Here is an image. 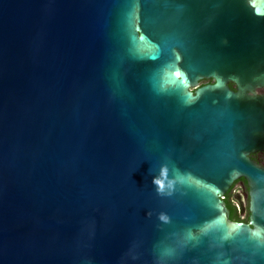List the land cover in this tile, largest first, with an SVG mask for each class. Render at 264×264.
Segmentation results:
<instances>
[{
	"label": "water",
	"instance_id": "water-1",
	"mask_svg": "<svg viewBox=\"0 0 264 264\" xmlns=\"http://www.w3.org/2000/svg\"><path fill=\"white\" fill-rule=\"evenodd\" d=\"M261 85L264 0H0V264H264Z\"/></svg>",
	"mask_w": 264,
	"mask_h": 264
},
{
	"label": "flooded vegetation",
	"instance_id": "flooded-vegetation-1",
	"mask_svg": "<svg viewBox=\"0 0 264 264\" xmlns=\"http://www.w3.org/2000/svg\"><path fill=\"white\" fill-rule=\"evenodd\" d=\"M213 79H203L202 85L213 83ZM232 90L238 85L229 82ZM244 111L248 118L249 134L241 154L250 163L264 167V85L244 91ZM221 199L229 210V217L237 222H251V194L247 179L241 176L235 179L223 192Z\"/></svg>",
	"mask_w": 264,
	"mask_h": 264
}]
</instances>
